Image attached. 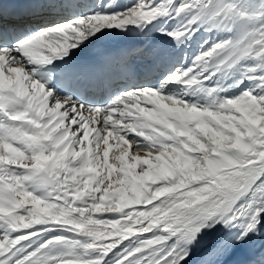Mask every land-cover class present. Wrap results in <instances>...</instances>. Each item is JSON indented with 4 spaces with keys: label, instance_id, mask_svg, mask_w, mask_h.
<instances>
[{
    "label": "snow or ice",
    "instance_id": "1",
    "mask_svg": "<svg viewBox=\"0 0 264 264\" xmlns=\"http://www.w3.org/2000/svg\"><path fill=\"white\" fill-rule=\"evenodd\" d=\"M0 264H264V0H0Z\"/></svg>",
    "mask_w": 264,
    "mask_h": 264
},
{
    "label": "bare ground",
    "instance_id": "2",
    "mask_svg": "<svg viewBox=\"0 0 264 264\" xmlns=\"http://www.w3.org/2000/svg\"><path fill=\"white\" fill-rule=\"evenodd\" d=\"M115 151V150H114Z\"/></svg>",
    "mask_w": 264,
    "mask_h": 264
}]
</instances>
